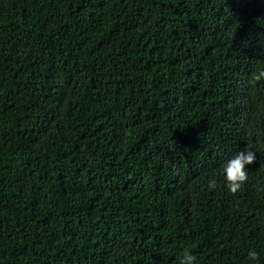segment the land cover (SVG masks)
<instances>
[{
	"label": "trees",
	"instance_id": "obj_1",
	"mask_svg": "<svg viewBox=\"0 0 264 264\" xmlns=\"http://www.w3.org/2000/svg\"><path fill=\"white\" fill-rule=\"evenodd\" d=\"M186 249L264 264V0H0V264Z\"/></svg>",
	"mask_w": 264,
	"mask_h": 264
},
{
	"label": "clouds",
	"instance_id": "obj_2",
	"mask_svg": "<svg viewBox=\"0 0 264 264\" xmlns=\"http://www.w3.org/2000/svg\"><path fill=\"white\" fill-rule=\"evenodd\" d=\"M252 145H246L243 151H239L234 157L229 159L223 166L224 179L227 189L236 194L240 191L241 187L248 180V165L253 164L256 161L257 155L252 150ZM209 188L215 189L217 181L215 179L209 181ZM250 260L257 261L258 253L255 250L248 252ZM196 256L192 255L187 249L182 253L180 264H195Z\"/></svg>",
	"mask_w": 264,
	"mask_h": 264
}]
</instances>
